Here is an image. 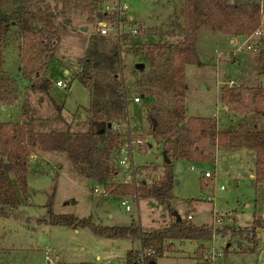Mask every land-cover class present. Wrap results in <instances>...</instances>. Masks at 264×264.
<instances>
[{"label":"rangeland","instance_id":"obj_1","mask_svg":"<svg viewBox=\"0 0 264 264\" xmlns=\"http://www.w3.org/2000/svg\"><path fill=\"white\" fill-rule=\"evenodd\" d=\"M249 2L260 3L264 14V0H230V4ZM38 8L52 11L56 27V62L46 74L52 86L48 93H32L28 83L20 80L22 40L19 31L10 28L2 53V67L7 76L19 80L21 99L16 106H0V123L24 122L27 116L23 118L21 108L26 107L37 131L61 132L69 128L74 133L87 132L89 122L85 110L89 107V93L77 81L76 75L80 71L78 61L94 38L106 53L113 52L117 67L115 78L124 87L126 116L123 120L113 119L111 130L100 136L102 148L107 137L121 134V143L109 161L116 175L108 178L106 185L86 178L84 168L73 166L64 152L34 151L26 195L20 196L21 204L12 217L0 218V264H122L126 252L136 247V243L100 238L87 229L75 231L40 225L37 221L47 217L44 205L55 187L52 205L55 214H71L80 219L91 217L94 223L106 227H127L135 222L141 232L169 223L163 206L136 195L125 198L108 195L107 188L125 185L124 180L130 174L136 179L135 187L162 174V149L150 137L149 129L156 116L153 106L162 103L166 109L172 100L170 93L157 90L152 91L149 98H139L144 92L143 85L146 86L141 83L150 70L141 51L145 54L154 45H175L181 40L182 5L161 0H132L131 25L138 26L140 31L137 36H126L125 41L121 36L118 42L110 37H100L96 24L87 22L86 15L59 14L52 0H9L5 6L6 11L21 12H34ZM125 25L124 22L123 27ZM212 33L203 32L196 40V52L204 65H190L185 70L188 81L186 117L215 119L218 130L223 132H235L239 126L248 131H264V117H238L224 112L219 98L220 88L230 80L237 86L264 87V77L250 79L256 68L253 55L260 53L256 52L258 48L264 53V19L261 36L251 39L252 48L242 42L235 45L208 43L207 36ZM137 64H142L144 69H135ZM217 66L223 71L219 81ZM229 66H234L236 71L228 70ZM59 81L65 86L70 84V89L58 88L56 83ZM200 85L205 87L203 91L199 89ZM137 98L138 102L135 101ZM128 141L134 142L132 156L128 157L130 167L120 165L127 157L125 144ZM206 153L210 157L206 163H174L177 181L172 198L174 214L183 220L192 214V220L188 222L197 227L233 226L235 229H249L253 218L259 217L263 226L257 230L261 249L253 250L246 241L232 239L229 235L205 243L175 242L173 250L156 264H264V187H256L254 177L250 178L255 173V152L247 148L239 152L216 151L214 145H210ZM205 173H211V178L206 179ZM211 183L214 186L209 189ZM200 184L206 186L203 192ZM100 185L105 186V193H94ZM123 201L131 211L125 210Z\"/></svg>","mask_w":264,"mask_h":264},{"label":"trees","instance_id":"obj_2","mask_svg":"<svg viewBox=\"0 0 264 264\" xmlns=\"http://www.w3.org/2000/svg\"><path fill=\"white\" fill-rule=\"evenodd\" d=\"M8 1L0 0V106L13 107L21 99L19 80L7 76L2 67V53L10 28L15 27L21 35L19 78L28 83L27 87L32 93L49 92L52 82L46 74L56 62L58 42L54 16L49 8H38L34 12L6 11ZM110 1L115 0H52L59 14L86 15V21L95 24L103 19L101 4ZM161 1L179 2L182 5V38L175 45H154L145 54L141 51L150 70L141 83L146 86L143 85L144 92L139 98H149L155 90L168 92L171 96L172 103L168 108L164 109L162 103L153 106L152 111L156 112V116L149 129L150 137L162 149V174L158 180H152L150 184L141 182L135 188L127 184L108 187L107 194L122 198L136 195L137 198L151 200L165 208L169 223L149 232H141L135 222L127 227H106L94 223L91 217L80 219L71 214H55L52 211L55 187L44 205L48 211L47 217L37 222L75 231L87 229L100 238L136 243V247L126 252L123 258L125 264H135L141 250L153 252L148 257V263L156 264L173 250L175 242L205 243L227 235L246 241L253 250L261 249L257 230L263 226L259 217L253 218L249 229L197 227L188 220L177 221L172 209L174 163L209 162L210 157L206 152L210 145H214L216 151L239 152L244 148L254 151L253 180L256 187H264V131H248L244 126H239L235 132H223L218 130L217 122L212 118L185 115V68L200 65L196 52L197 35L202 31H211L232 37L251 36L261 28L260 4L231 5L229 0ZM122 39L125 41L128 38L124 36ZM112 53H106L94 38L78 61L80 71L76 79L89 93V107L85 110L89 122L87 132L74 133L69 128L61 132L37 131L26 107L21 108L23 118L27 116L24 122L0 123V218L12 217L21 204L20 196L26 195L30 159L35 150L41 153L64 152L73 166L83 167L85 177L96 183L104 182L106 185L108 178L116 175L109 161L121 143V134L107 137L104 147H100V136L111 130L112 120H123L126 116L124 87L115 78L117 67ZM254 58L258 73L264 77V53H258ZM65 89L69 90L70 84ZM219 92L226 112L238 117H264V87L232 85L221 87ZM213 186L211 183L208 188ZM205 187L200 184V191L203 192ZM214 217L217 216L214 214Z\"/></svg>","mask_w":264,"mask_h":264},{"label":"built area","instance_id":"obj_3","mask_svg":"<svg viewBox=\"0 0 264 264\" xmlns=\"http://www.w3.org/2000/svg\"><path fill=\"white\" fill-rule=\"evenodd\" d=\"M132 0H115V1H110V2H103L101 4L100 10L101 14L103 15V19L97 22L96 24V31L101 37H107V38H113L115 41H119L121 36H137L140 28L138 26H133L131 25L132 23V18L129 16L130 13V2ZM126 23V25L123 27V23ZM123 28V29H122ZM125 28V29H124ZM240 51L242 50V47L238 48ZM221 80V78H218V81ZM56 86L58 88L65 89V84L62 82H57ZM138 102V98L135 100ZM134 144V142L129 141L125 144V150H127V157L123 158L120 161L121 166H132L128 165L129 162V156L131 158L132 156V148L131 145ZM131 160V159H130ZM211 173H205L204 177L206 179L211 178ZM160 176H157L156 179L154 178L153 180H158ZM152 181L148 180L146 184H150ZM124 183L127 185H133L134 187L136 186V179L133 174H130L127 176L124 180ZM94 193L96 194H102L105 193V186L100 185L98 188L94 189ZM122 205L125 207L126 211H131V207L126 204L125 201L122 202ZM192 214H189L186 216V220L190 221L192 220ZM153 255V252H148L141 250L139 259L135 264H151L148 263L150 257ZM122 264H125L122 262Z\"/></svg>","mask_w":264,"mask_h":264},{"label":"crops","instance_id":"obj_4","mask_svg":"<svg viewBox=\"0 0 264 264\" xmlns=\"http://www.w3.org/2000/svg\"><path fill=\"white\" fill-rule=\"evenodd\" d=\"M228 3L230 4V0L228 1ZM250 3H258V2H249V3H247V4H250ZM232 4H234V3H232ZM231 4V5H232ZM260 4V3H259ZM237 5V4H236ZM238 5H242V4H238ZM260 7H261V4H260ZM261 15H262V20H261V26H262V22H263V19H264V17H263V13H262V7H261ZM203 32H208V31H202V32H200L198 35H197V37L200 35V34H202ZM209 32H211V31H209ZM213 33H215L217 36H215V34H213ZM212 34H209L208 36H207V39H206V41L208 42V43H223V42H226L228 45H235L236 43H241L242 45H246V43L252 48V46H253V44L251 43V39L252 38H255V37H260L261 36V28H260V30L257 32V33H254L253 35H251V36H249V37H247V38H245L244 40H243V37H232V36H225V35H223V34H221V33H219V32H213ZM197 37H196V40H197ZM241 39H242V41H241ZM240 46V47H243V46ZM250 47H249V49H250ZM257 53L258 52H260V53H262L261 51H259V48H258V50L256 51ZM255 52V53H256ZM255 57V55H253V58ZM204 65V63L201 61V59H200V65H197L198 67H201V66H203ZM256 67V66H255ZM220 67L219 66H217V68H216V71H217V80H218V78H221L222 79V77H223V71L222 70H220L219 69ZM233 68V70L234 71H236V69H235V67L234 66H229L228 67V70H230V69H232ZM185 70H186V68H185ZM252 76H250V79H252L253 77L254 78H258V79H261V77H263L262 75H260L259 76V73H258V71H257V69L256 68H254V72H253V74H251ZM264 79V78H263ZM233 82V80H230L229 81V83L228 84H223V85H225V86H232V85H238V84H235L234 82H233V84H230V83H232ZM227 83V82H226ZM187 85H188V81H187V79L185 78V107H186V93H187V91H186V88H187ZM239 86H243V85H239ZM199 89L201 90V91H203L204 89H205V87L203 86V85H200V87H199ZM219 98H220V92H219ZM223 111L224 112H226V109H225V107L223 106ZM223 117H225V116H223ZM219 118V117H218ZM217 118V119H218ZM216 119V120H217ZM215 120V119H214ZM219 121H221V120H219ZM223 122V121H222ZM218 128V127H217ZM254 177V175L252 174V175H250V178H253ZM264 215V214H263Z\"/></svg>","mask_w":264,"mask_h":264},{"label":"water","instance_id":"obj_5","mask_svg":"<svg viewBox=\"0 0 264 264\" xmlns=\"http://www.w3.org/2000/svg\"><path fill=\"white\" fill-rule=\"evenodd\" d=\"M82 30L85 31L86 29L85 28H82ZM135 69H137L139 71H142L144 69V66L142 64H137L135 66ZM175 184H177V181L176 180L174 181V186H175ZM177 221H180V218L179 217H177ZM151 264H153V263H151Z\"/></svg>","mask_w":264,"mask_h":264}]
</instances>
